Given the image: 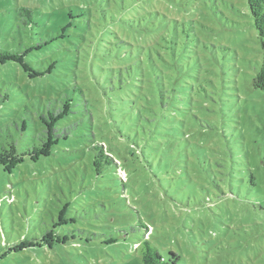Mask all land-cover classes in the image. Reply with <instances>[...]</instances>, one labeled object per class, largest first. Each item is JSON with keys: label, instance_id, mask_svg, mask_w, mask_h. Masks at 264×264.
Masks as SVG:
<instances>
[{"label": "rangeland", "instance_id": "obj_1", "mask_svg": "<svg viewBox=\"0 0 264 264\" xmlns=\"http://www.w3.org/2000/svg\"><path fill=\"white\" fill-rule=\"evenodd\" d=\"M125 48L150 55L131 81L143 92L146 73L168 91V134L127 93ZM20 51L0 59V145H33L40 111L68 97L87 129L0 167L1 258L144 264L148 240L177 264H264V92L253 86L264 54L248 0H0V52ZM95 138L117 162L100 174Z\"/></svg>", "mask_w": 264, "mask_h": 264}, {"label": "trees", "instance_id": "obj_2", "mask_svg": "<svg viewBox=\"0 0 264 264\" xmlns=\"http://www.w3.org/2000/svg\"><path fill=\"white\" fill-rule=\"evenodd\" d=\"M248 6L250 10V14L253 18V23L255 26V29L257 30L259 39L261 41L263 54H264V0H248ZM23 14L28 16L32 19L31 11L28 8L23 9ZM66 29V28H64ZM56 38L51 39L52 41ZM43 43H40L33 47H40ZM47 45V44H44ZM32 47V48H33ZM31 48V47H29ZM139 48V47H138ZM130 48H125V51L120 53V55L117 57L121 59L122 62H124V67L119 69L121 72V76L123 77V80L126 82L127 87V93H131L134 96V99H137L140 102V105L148 112H154L157 111V114H148L145 112L146 116L150 118V121L154 123V125L157 127L156 129H165L167 130V134L169 133V127L168 122L170 115L168 111H170V105L169 101L167 100V94L168 91L162 87L158 86V89H154L152 86V77L147 76L146 73L144 74V80L142 85H144L143 92L140 90L143 86L136 85V81H138V77L142 76L139 75L143 72L144 69H146L145 66L149 67L152 66L150 55L147 52H138L137 50H133L136 57L133 58L135 60H132V58H126L124 57V53L129 52ZM23 51L12 53V52H0V59H7L9 57H20L21 54H23ZM131 54V53H129ZM108 56V55H107ZM145 57V62L140 61V58ZM108 58L112 59L108 56ZM119 60V59H118ZM114 61V60H113ZM131 61V62H129ZM31 63V62H30ZM53 67H50V70ZM43 71L40 69H34L36 71V75H38L39 78L45 77V75H48L51 73V71ZM153 71V70H152ZM45 72V73H44ZM127 75L128 80L124 78V76ZM153 75L155 76V73L153 71ZM130 77H133L130 79ZM135 79V82L132 83V81ZM132 80V81H131ZM122 85V81H121ZM147 85V86H146ZM253 86L256 89L261 90L264 92V61L263 64L256 74V76L253 78ZM136 88V89H135ZM112 89H115L113 87ZM111 89V90H112ZM120 90H123L122 87ZM129 95V94H128ZM131 97V95H129ZM116 100V99H115ZM117 103L120 101L119 99L116 100ZM129 101H125L124 105H122V109H119V112L123 118V121L127 123V120H131L133 124H128L129 127H136L135 123L136 120H133L136 115H138L136 111V102H132L135 105L134 106H128L127 103ZM131 104V103H130ZM76 103L73 99L68 97L65 99L62 103L61 107L51 106L52 109H49L48 113L45 114L42 110L39 114V120L40 124L42 125V129L40 131H37L38 134H36L34 137H36V141H34V144L27 145L26 149L22 148L20 149L16 141L12 139L8 144H1L0 145V167L5 170V164L8 162H11L13 160H24L26 158H30L33 160L35 157H49L53 154L54 151L59 150V146L62 144V142H66L70 139L71 136L75 135V132L80 133V136L86 135V129H87V122L83 118H76L75 120H71V117L79 111L76 107H74ZM143 105H147V108H145ZM155 106L159 107V111L155 109ZM135 109V111H133ZM165 110L166 113L163 111ZM63 117L59 122L54 123L55 120ZM133 118V119H132ZM141 118V116L139 117ZM119 119V118H118ZM120 120H114L110 122L111 125H114V128L120 133L121 137L129 139L131 137L130 134H127L123 132L121 128ZM65 123V124H63ZM24 129H26V123L23 126ZM173 129H179V128H173ZM176 130V131H177ZM162 131V130H161ZM179 131V130H178ZM163 131V133H165ZM93 135L96 137V134L93 133ZM179 136V133L177 134ZM12 138V136H11ZM178 139V138H177ZM49 142L53 143L54 145L50 149V152L47 154L45 152L48 149ZM91 151H93V158L91 160L92 165L96 169L97 173H102L106 168H109L113 165V163L117 162L114 160L113 156L108 154V150H106L100 142L94 141V144L90 148ZM240 162H234V165H239ZM233 170L234 167H233ZM6 171V170H5ZM241 169H238L237 171H234V173H241ZM105 172V171H104ZM233 173V174H234ZM237 176V175H236ZM255 177L253 175H250V182L255 186ZM66 205L64 208H62V211H64ZM59 219H61V215H59ZM55 224H53V228H55ZM52 230H48L46 234L42 236V238L51 233ZM28 238V237H27ZM41 238V239H42ZM29 240H35L38 238H28ZM39 240V239H38ZM40 241V240H39ZM107 241V240H106ZM20 243V242H19ZM22 243V242H21ZM34 243V242H31ZM107 243V242H106ZM16 243L15 245H17ZM35 245V244H32ZM20 246V245H19ZM2 250L0 251V264H11V257H8L6 259L1 258ZM180 257L175 253H170L168 257L163 256L160 254L157 249L153 248L151 246L150 241H145V246L143 249V256L142 260L144 264H177V260H179Z\"/></svg>", "mask_w": 264, "mask_h": 264}]
</instances>
